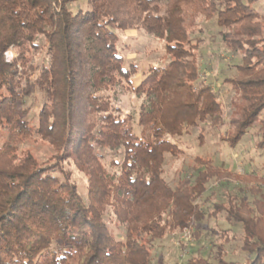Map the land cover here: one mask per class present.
I'll return each instance as SVG.
<instances>
[{"label":"trees","instance_id":"16d2710c","mask_svg":"<svg viewBox=\"0 0 264 264\" xmlns=\"http://www.w3.org/2000/svg\"><path fill=\"white\" fill-rule=\"evenodd\" d=\"M73 1L0 0V136L8 129L0 144V264H153L160 244L189 223L193 242L180 241L186 264H264V186L233 183L234 172L206 151L187 172L168 177L165 169L167 156L182 152L176 139L195 130L201 147L207 134L235 148L252 132L264 155L261 0H88L78 11ZM198 15L215 20L239 60L226 63L231 73L217 86L202 77L198 45L185 42ZM131 28L166 41L171 57L136 87L145 96L139 132L126 130L99 94L132 84L137 70L124 66L115 32ZM225 86L238 94L229 117ZM38 100L33 124L27 117ZM33 135L50 143L55 161L19 156ZM69 159L87 177L86 194L64 170ZM211 220L232 227L206 230Z\"/></svg>","mask_w":264,"mask_h":264},{"label":"rangeland","instance_id":"374dc122","mask_svg":"<svg viewBox=\"0 0 264 264\" xmlns=\"http://www.w3.org/2000/svg\"><path fill=\"white\" fill-rule=\"evenodd\" d=\"M71 7L75 11L86 10L89 8L88 0H74L71 3ZM255 7L258 11L264 13V0H261ZM193 25L192 30L186 34L185 42L186 44L198 45L197 49L199 48V53L201 54L202 70L209 69L210 75V78H207L206 73L201 70L202 77L206 79V83H213L217 86L220 83V79L230 71H226V63L236 65L239 61L237 58H233L235 56L233 53L234 47H229L222 42L218 33L219 28L216 26L214 19H210L206 15H198L193 17ZM115 32L117 34V51L123 58L124 66L128 68L136 67L137 72L132 78L133 85L124 81L123 84L116 85L99 94L102 97L105 108L123 121L126 130L133 128L139 132L138 115L145 96L137 92L136 87L139 86L145 78V74L152 67H164L171 57L167 53L166 41L148 35L139 28L115 30ZM46 52V48H42L37 54L40 62L46 59ZM5 54L9 61H13L19 56L18 51L13 46ZM18 67L21 71L20 62ZM220 96L223 99L227 117H229L234 109L233 101L238 99V94L233 89L229 90L225 86L220 89ZM39 102V100L35 101V103L33 102L32 109L27 117L33 124L40 110L41 104ZM1 130L0 144L7 138L8 133L7 128L1 127ZM196 134H198L197 130L193 131L191 135L176 139L181 146L182 152L176 157L167 156L165 169L168 177L177 176L180 171L187 172L192 165L193 158L206 151L212 154L211 156L214 157L216 164L229 168L234 172L233 183L236 182L239 186L241 185L240 182L247 180L246 183L250 184V186H264V155L260 154L263 151H257L255 144L258 140L255 135H252V132L235 148L227 146V143L220 141L219 137L213 134L205 135V145L201 147L196 140ZM18 147V154L21 158L30 152L40 164L55 161L58 154L50 143L38 139L35 135L23 139ZM63 167L66 173L71 174L72 179L78 186L79 192L86 194L87 177L82 172L79 161L69 159ZM251 171L256 173L259 180L248 179L247 172ZM194 226L195 224L189 223L181 231L173 233L171 237L161 243L154 255L153 264H159L160 257L163 260V264H186L189 258V250L182 248L180 241L186 246L193 242L192 234L190 240L183 235L185 232H189V230L190 233H193L195 230ZM220 226L224 228L232 227L227 222L220 221L216 223L214 220H211L206 223L204 228L207 230V228H220ZM113 227L114 233L121 232L119 228ZM236 232L240 235V229L237 227ZM203 233L207 235L206 232L203 231Z\"/></svg>","mask_w":264,"mask_h":264},{"label":"built area","instance_id":"2783aa9c","mask_svg":"<svg viewBox=\"0 0 264 264\" xmlns=\"http://www.w3.org/2000/svg\"><path fill=\"white\" fill-rule=\"evenodd\" d=\"M186 230H188V229H186ZM191 234L192 233H190V230H189V232H185L183 236L187 237L188 240H190L192 238V235Z\"/></svg>","mask_w":264,"mask_h":264}]
</instances>
